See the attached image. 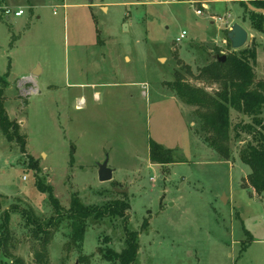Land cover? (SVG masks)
Listing matches in <instances>:
<instances>
[{"label":"rangeland","instance_id":"1","mask_svg":"<svg viewBox=\"0 0 264 264\" xmlns=\"http://www.w3.org/2000/svg\"><path fill=\"white\" fill-rule=\"evenodd\" d=\"M20 6L24 15L10 22L3 8ZM249 16L238 0H0L5 109L28 143L22 154L0 128V230L15 206L41 220L55 214L39 179L65 210L75 194L87 206L127 202L138 264H264V194L248 185L239 155L250 138L233 129L225 159L200 131L195 108L167 86L181 70L190 84L218 92L197 77L217 50H233L227 34L235 24L250 35L243 48L255 44L257 80L264 79V34L253 33ZM231 121L233 128L252 122L234 110ZM151 142L176 163L153 165ZM107 160L114 177L101 182ZM10 228L12 257L4 262L38 264L43 245L20 211ZM51 234L43 264H112L107 250L126 245L121 219L90 224L80 248L66 224Z\"/></svg>","mask_w":264,"mask_h":264},{"label":"trees","instance_id":"2","mask_svg":"<svg viewBox=\"0 0 264 264\" xmlns=\"http://www.w3.org/2000/svg\"><path fill=\"white\" fill-rule=\"evenodd\" d=\"M238 1L250 14L251 28L255 32L264 34V15L251 12L246 3H250L255 8L264 9V0ZM217 54L222 56L218 50ZM257 60L258 53L253 44L237 51L231 50L227 53L224 63L215 59L199 69L197 77L199 81L219 86L220 90L214 95L190 84L181 70L175 71L174 80L167 83V86L185 105L195 108V114L200 122V131L207 136L208 144L225 159H230L232 156L231 132L233 129L237 131L236 138L240 139L243 133L250 138L239 151V155L241 161L251 171L246 180L248 185L261 196L264 194V79L257 80L255 70ZM186 72L192 74L190 70ZM0 82L2 83L0 85V128L6 140L17 143L22 154H25L28 146L26 135L22 133V126L12 120L5 109V89L9 86V82L6 79H1ZM233 110L250 117L252 122L242 123L233 128L231 121ZM149 157L152 164L156 165L176 163L172 151L156 142L150 143ZM29 160V168L37 171V164L31 158ZM37 186L41 193L49 194V202L55 214L47 220H41L26 208L20 210L15 206L12 210H8L2 217L0 230V264H6L4 260L12 257L10 220L13 211L22 213L26 218L27 226L34 228V238L43 245L42 251L35 254L38 264L44 263L51 232L58 230L60 225L66 224L70 229V243L80 248L84 244L90 224L118 219L123 220L126 245L121 252L114 249L107 250L105 259L112 264H138L139 234L131 230L126 220L127 211L130 209L127 202L117 200L103 206H87L80 196L75 194L72 196L68 210H65L60 200L55 197L51 186L44 185L39 179H37ZM15 261L17 264H22L20 260Z\"/></svg>","mask_w":264,"mask_h":264},{"label":"water","instance_id":"3","mask_svg":"<svg viewBox=\"0 0 264 264\" xmlns=\"http://www.w3.org/2000/svg\"><path fill=\"white\" fill-rule=\"evenodd\" d=\"M245 1L246 0H242ZM247 3V7L251 12H258V13H262L264 15V9H259V8H255L253 5H251L250 3ZM228 40L230 41L231 47L233 50H240L241 48H243L244 46L251 44L250 42V36L248 35V32L246 31L245 28H243L241 25L235 24L231 27L230 31L227 34ZM216 60H218L221 63H224V61L226 60V55L224 56H215L214 57ZM33 78H37L39 77V75L33 73L32 74ZM109 160L105 161L103 164L99 165V171H98V175L100 177V181L101 182H109L111 180H113V172L114 170L111 169L109 167ZM117 192L119 193H126V191H122V190H118L116 189Z\"/></svg>","mask_w":264,"mask_h":264},{"label":"built area","instance_id":"4","mask_svg":"<svg viewBox=\"0 0 264 264\" xmlns=\"http://www.w3.org/2000/svg\"><path fill=\"white\" fill-rule=\"evenodd\" d=\"M205 1V0H204ZM206 1H212V0H206ZM4 9V14L6 15L7 18H20V16L24 15V9L20 10H14L13 8H8L5 7ZM198 14H202L201 10L196 11ZM187 36V33L185 31L182 32L181 36L178 37L177 42H182L183 37Z\"/></svg>","mask_w":264,"mask_h":264},{"label":"crops","instance_id":"5","mask_svg":"<svg viewBox=\"0 0 264 264\" xmlns=\"http://www.w3.org/2000/svg\"><path fill=\"white\" fill-rule=\"evenodd\" d=\"M224 1H230V0H224ZM91 6H94V4H91ZM101 8L104 10L105 8H107V9H109L108 8V6H101ZM18 9L20 10V9H22V7L20 6V7H18ZM202 14H203V12H202ZM21 17V16H20ZM10 22H12V20H11V18H7ZM252 31H253V33L255 32L253 29H252ZM257 32H255V34H256ZM250 36V35H249ZM251 36H252V34H251ZM253 37H255L254 36V34H253ZM252 43V42H251ZM30 71H31V73L33 74V73H35V74H37V71L36 70H34V68L32 67L31 69H30ZM95 96L98 98L99 97V93H95ZM153 165H155V166H168V165H156V164H153Z\"/></svg>","mask_w":264,"mask_h":264}]
</instances>
